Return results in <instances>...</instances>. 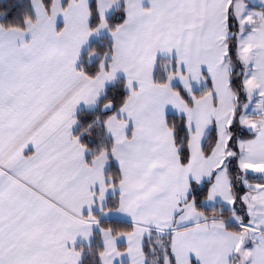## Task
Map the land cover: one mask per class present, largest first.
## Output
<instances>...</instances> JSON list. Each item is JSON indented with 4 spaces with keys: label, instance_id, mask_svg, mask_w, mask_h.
Returning a JSON list of instances; mask_svg holds the SVG:
<instances>
[{
    "label": "snow or ice",
    "instance_id": "6c2138e0",
    "mask_svg": "<svg viewBox=\"0 0 264 264\" xmlns=\"http://www.w3.org/2000/svg\"><path fill=\"white\" fill-rule=\"evenodd\" d=\"M0 264H264V0H0Z\"/></svg>",
    "mask_w": 264,
    "mask_h": 264
}]
</instances>
